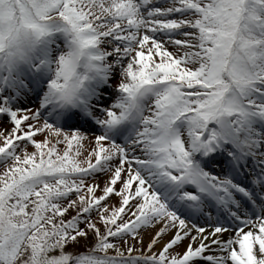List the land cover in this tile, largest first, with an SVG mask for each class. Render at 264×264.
I'll use <instances>...</instances> for the list:
<instances>
[{
    "label": "snow or ice",
    "instance_id": "obj_1",
    "mask_svg": "<svg viewBox=\"0 0 264 264\" xmlns=\"http://www.w3.org/2000/svg\"><path fill=\"white\" fill-rule=\"evenodd\" d=\"M0 264H264V0H0Z\"/></svg>",
    "mask_w": 264,
    "mask_h": 264
},
{
    "label": "rangeland",
    "instance_id": "obj_2",
    "mask_svg": "<svg viewBox=\"0 0 264 264\" xmlns=\"http://www.w3.org/2000/svg\"><path fill=\"white\" fill-rule=\"evenodd\" d=\"M168 48H169V50H171L172 46L168 45ZM3 126L10 127V125H3ZM36 138L40 139L41 136H36ZM83 143L85 145V148H89L92 145V142L90 140H86ZM59 147L62 148L63 145H60ZM84 154L86 155V152H84ZM106 175H107L106 172L105 173H98V174H96V175H94L92 177V180H93V182L99 181L100 184H101V187H102L103 186V181H104ZM97 194H99V192H97ZM106 202L109 203L110 205L118 204V198L113 195V196H110V198ZM151 233H152V229L151 228H144L141 231V236L143 237L144 243L139 245V247L143 248L146 245L147 240L149 239ZM164 238H166V235H165ZM164 238H162L161 241L156 245L157 248H158V245L163 242ZM186 243H187V241H183V242L177 244L176 246H174L173 250L177 251V252H181L183 250L184 245Z\"/></svg>",
    "mask_w": 264,
    "mask_h": 264
},
{
    "label": "bare ground",
    "instance_id": "obj_3",
    "mask_svg": "<svg viewBox=\"0 0 264 264\" xmlns=\"http://www.w3.org/2000/svg\"><path fill=\"white\" fill-rule=\"evenodd\" d=\"M160 246V244L158 245V247Z\"/></svg>",
    "mask_w": 264,
    "mask_h": 264
}]
</instances>
